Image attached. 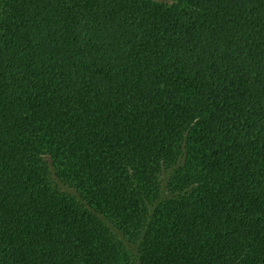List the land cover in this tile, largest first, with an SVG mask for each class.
Returning <instances> with one entry per match:
<instances>
[{"label":"trees","instance_id":"16d2710c","mask_svg":"<svg viewBox=\"0 0 264 264\" xmlns=\"http://www.w3.org/2000/svg\"><path fill=\"white\" fill-rule=\"evenodd\" d=\"M0 264H264V0H0Z\"/></svg>","mask_w":264,"mask_h":264}]
</instances>
